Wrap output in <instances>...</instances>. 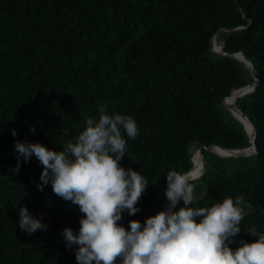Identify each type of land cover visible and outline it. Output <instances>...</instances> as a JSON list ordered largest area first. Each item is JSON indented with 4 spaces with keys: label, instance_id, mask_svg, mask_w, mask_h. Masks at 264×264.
Instances as JSON below:
<instances>
[{
    "label": "trees",
    "instance_id": "trees-1",
    "mask_svg": "<svg viewBox=\"0 0 264 264\" xmlns=\"http://www.w3.org/2000/svg\"><path fill=\"white\" fill-rule=\"evenodd\" d=\"M221 29L257 153L197 149L146 264H264V0H0V264H135L191 146H251Z\"/></svg>",
    "mask_w": 264,
    "mask_h": 264
},
{
    "label": "water",
    "instance_id": "water-1",
    "mask_svg": "<svg viewBox=\"0 0 264 264\" xmlns=\"http://www.w3.org/2000/svg\"><path fill=\"white\" fill-rule=\"evenodd\" d=\"M235 2L237 3V0H235ZM251 23V21H250ZM244 27H238L236 28V30H240V29H243ZM222 31V29L216 33L214 35V37L212 38V51L214 52H217L219 54H222V55H225V56H230L234 59H237L238 61H240L244 67H246L248 69V71L251 73L252 77H253V81L251 83H249L248 85L244 86V87H241L239 89H236L234 90L229 97L225 98L223 100V103L225 105H227L226 103V99L232 97L236 92H241L243 90H248V89H252L255 90L258 82H259V79H258V74H257V70L255 68V65L253 64V62L248 59L245 54L243 52H240V53H235V54H230V53H227L223 50V46L221 45L222 49L221 50H217L214 48V41L216 39V36ZM225 31H228V30H225ZM239 54H243L246 59H247V62H244L242 60H240L238 58V55ZM251 91V92H252ZM240 96V95H239ZM228 109L230 110L231 114L237 119L239 120L245 127L247 133L249 134L250 136V141H251V146L248 147V148H245V149H239V150H229V149H225V148H221L219 146H215V145H205V144H201L199 143L198 144V149L201 151V160H204V150H209V151H212V152H215L216 154L220 155V156H223V157H228V158H233V157H239V156H250V155H253L255 153H257V148H256V138H257V132H256V128L255 126L253 125V123L251 122V120L248 118L247 114L240 108L237 106V104L235 105L234 109H232V107H228ZM236 112H238L240 114V116H238L236 114ZM246 122L252 127L253 129V132L252 134L249 133L248 131V128H247V124ZM219 148V149H222L224 151H227V152H230V154H222V153H219L216 149ZM194 172V165L192 167V169L190 171H188L187 173H185L180 179L179 181L174 185V189L170 192L168 198L166 199L165 201V204H164V207H163V216H162V222H161V231H160V236L159 238L157 239V241L155 242L154 246L152 247V249L146 253L142 258H140L135 264H146L147 261L157 252V250L163 245V243L166 241V237H167V227H168V224L170 223L169 221L166 222L165 221V214L167 212V206L170 202V200L172 199V196L175 194V193H178L184 186V181H183V178L185 176H190L192 173ZM202 175V174H201ZM200 175V176H201ZM198 176V177H200ZM196 177V178H198ZM196 178H193L196 179ZM188 180V179H187ZM186 180V181H187Z\"/></svg>",
    "mask_w": 264,
    "mask_h": 264
},
{
    "label": "bare ground",
    "instance_id": "bare-ground-1",
    "mask_svg": "<svg viewBox=\"0 0 264 264\" xmlns=\"http://www.w3.org/2000/svg\"><path fill=\"white\" fill-rule=\"evenodd\" d=\"M222 44V43H221ZM214 48L215 49H217V50H221L222 49V47H221V45L217 42V39H215V41H214ZM224 50V49H223ZM244 56V55H243ZM238 58H239V56H238ZM242 61H244V62H247V59H246V57L244 56V59H242ZM250 92V91H252V89H248V90H243V91H241V92ZM237 93V92H236ZM235 93V94H236ZM229 100L231 99V97L230 98H228ZM228 99H226V100H228ZM235 99V98H234ZM230 107H232V109H234V107H235V100H234V103L232 104V103H229L228 104ZM235 110V109H234ZM236 114L238 115V116H240V114L238 113V112H236ZM246 124H247V128H248V131H249V133L250 134H252V132H253V129H252V127L246 122ZM219 153H222V154H230V152H227V151H224V150H222V149H219V148H217L216 149ZM195 152L196 151H192V160H193V163H194V166H195V168H196V173L194 174V175H190V176H185L184 178H186V177H190L188 180L187 179H185L184 180V178H183V181H184V184H183V188L178 192V193H175L173 196H172V199L170 200V203H169V206H168V209H167V212H166V214H165V221L166 222H170V220H171V217H172V214H173V211H174V209H175V207L177 206V203H178V201H179V198H180V196H181V194L183 193V191L186 189V185H187V183H189V181H191V180H193V178H196V177H198V176H200L202 173H203V170H204V168H203V165H202V163H201V161L195 156ZM187 180V181H186Z\"/></svg>",
    "mask_w": 264,
    "mask_h": 264
},
{
    "label": "rangeland",
    "instance_id": "rangeland-1",
    "mask_svg": "<svg viewBox=\"0 0 264 264\" xmlns=\"http://www.w3.org/2000/svg\"><path fill=\"white\" fill-rule=\"evenodd\" d=\"M216 39H217V42L220 44V45H223V43L218 39V37H216ZM222 43V44H221ZM239 56V59L240 60H242V59H244V56H243V54H239L238 55ZM247 93H249V92H237L236 94H234L232 97H231V99L229 100H226V103H227V105H225L226 106V108L228 109V107L230 108V106L228 105L229 103H234V100H235V105L237 104V101H238V99H240V98H242L244 95H246ZM240 95V96H239ZM235 98V99H234ZM229 110V109H228ZM198 149V144H193L192 146H191V154H192V151H196ZM168 189V187H162V191H166ZM171 191H172V188H171ZM170 191V192H171ZM191 200H193L192 198H190ZM170 203V202H169ZM168 206H169V204H168ZM168 206H167V209H168Z\"/></svg>",
    "mask_w": 264,
    "mask_h": 264
}]
</instances>
